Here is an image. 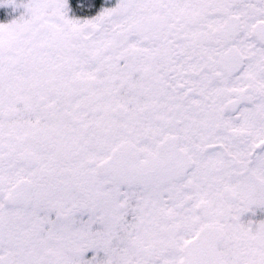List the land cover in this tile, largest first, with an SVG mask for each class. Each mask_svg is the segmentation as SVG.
I'll return each instance as SVG.
<instances>
[{
    "label": "snow or ice",
    "instance_id": "6c2138e0",
    "mask_svg": "<svg viewBox=\"0 0 264 264\" xmlns=\"http://www.w3.org/2000/svg\"><path fill=\"white\" fill-rule=\"evenodd\" d=\"M0 264H264V0H0Z\"/></svg>",
    "mask_w": 264,
    "mask_h": 264
}]
</instances>
